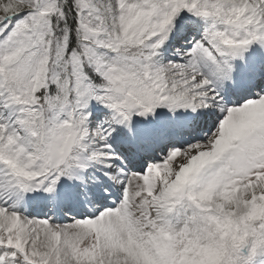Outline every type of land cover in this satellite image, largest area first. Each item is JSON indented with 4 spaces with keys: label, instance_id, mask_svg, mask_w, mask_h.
Masks as SVG:
<instances>
[{
    "label": "snow or ice",
    "instance_id": "1",
    "mask_svg": "<svg viewBox=\"0 0 264 264\" xmlns=\"http://www.w3.org/2000/svg\"><path fill=\"white\" fill-rule=\"evenodd\" d=\"M0 264H264V0H0Z\"/></svg>",
    "mask_w": 264,
    "mask_h": 264
}]
</instances>
